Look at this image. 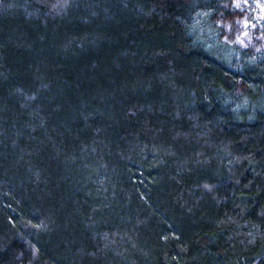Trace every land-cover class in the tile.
Here are the masks:
<instances>
[{
  "label": "trees",
  "instance_id": "1",
  "mask_svg": "<svg viewBox=\"0 0 264 264\" xmlns=\"http://www.w3.org/2000/svg\"><path fill=\"white\" fill-rule=\"evenodd\" d=\"M223 0H0V264H264V47Z\"/></svg>",
  "mask_w": 264,
  "mask_h": 264
},
{
  "label": "rangeland",
  "instance_id": "2",
  "mask_svg": "<svg viewBox=\"0 0 264 264\" xmlns=\"http://www.w3.org/2000/svg\"><path fill=\"white\" fill-rule=\"evenodd\" d=\"M230 7L224 23V39L240 50L264 47V0H223ZM256 50V51H255Z\"/></svg>",
  "mask_w": 264,
  "mask_h": 264
}]
</instances>
